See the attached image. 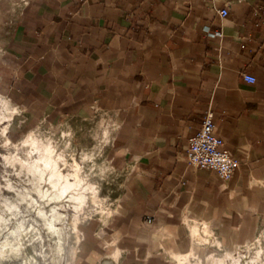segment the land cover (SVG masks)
Masks as SVG:
<instances>
[{
  "label": "crops",
  "instance_id": "obj_1",
  "mask_svg": "<svg viewBox=\"0 0 264 264\" xmlns=\"http://www.w3.org/2000/svg\"><path fill=\"white\" fill-rule=\"evenodd\" d=\"M19 5L0 35L9 103L32 109L24 121L107 125L114 208L89 228L104 230L90 236L93 262L178 264L204 241L249 242L264 222V0ZM208 108L240 162L228 180L186 158Z\"/></svg>",
  "mask_w": 264,
  "mask_h": 264
},
{
  "label": "rangeland",
  "instance_id": "obj_2",
  "mask_svg": "<svg viewBox=\"0 0 264 264\" xmlns=\"http://www.w3.org/2000/svg\"><path fill=\"white\" fill-rule=\"evenodd\" d=\"M21 0H0V35L8 29V25L15 18L20 7ZM1 41V37H0ZM2 59V49L0 42V63ZM0 95L5 96L3 86L1 84L0 72ZM7 98V97H6ZM8 100V99H7ZM9 102V101H8ZM1 104V109L6 116L0 122V197L9 199L19 204L17 210V217H12L6 224L0 239L10 232L21 230V226L33 227L39 234V243L36 250L30 245L24 252V264H45L43 254L44 248L49 249L52 257L50 264H97L91 259L89 253L90 236L101 238L104 236V230H89L93 223L105 222L107 219V211L113 210V196L115 193L111 191L114 186V174L109 170L108 164L103 158L102 148L104 146L103 130L107 127L103 120H82L77 118H61L59 120H45L43 122H34L33 118L29 121H24L26 113L31 114L32 109L24 112L21 108L8 104L7 110ZM10 118V119H9ZM9 119V121H8ZM27 120V119H26ZM8 124L6 137H8V144L5 143V137L1 135V128ZM29 133H34L42 140H50L53 144L64 151L65 157L72 162L74 158L81 165V174H87V179L95 183L98 198L101 199L103 211L97 208V203L89 197L84 207L80 210L69 206L68 199L61 201H48L43 199L40 194L33 190V185L27 175L20 173L19 168L8 163L5 155L14 149V145L18 144ZM28 145L23 147L22 151L28 149ZM82 152H88L90 155L86 159H82ZM70 166H64L66 171ZM10 184V186H8ZM28 187V188H27ZM31 189H30V188ZM28 189L30 196L36 198L38 203L35 207L27 206L19 200L20 189ZM30 198V197H29ZM1 201V200H0ZM41 207L50 216L56 208L58 212L62 213V217L54 222V235L45 227L46 216H41L38 213V207ZM26 205V206H25ZM33 207V208H32ZM2 208L0 202V210ZM106 212V213H105ZM80 213L76 221V228L74 227L75 215ZM56 236V237H55ZM260 239V243L257 240ZM215 241H206L194 253V261L198 260L202 264L207 261V254L215 253L218 256H224L225 253L231 252L236 255H243V260H248L252 257L256 248L260 245L264 247V222L260 226L253 238L234 249H228L220 245L216 247ZM221 244V243H220ZM250 246V248H247ZM41 249L43 250L41 252ZM36 256V259L33 257ZM230 262V259H226ZM7 264V263H5Z\"/></svg>",
  "mask_w": 264,
  "mask_h": 264
},
{
  "label": "bare ground",
  "instance_id": "obj_3",
  "mask_svg": "<svg viewBox=\"0 0 264 264\" xmlns=\"http://www.w3.org/2000/svg\"><path fill=\"white\" fill-rule=\"evenodd\" d=\"M1 104L8 108L9 102L6 97L0 95V122L8 116L3 113ZM7 108L5 109L7 110ZM7 129L8 124L1 128V135L5 137L6 144L10 143L8 137H6ZM27 145L29 148L22 151V148ZM89 155L88 152H82V159H86ZM4 157L8 163L19 168L20 173L29 177L33 190L40 194L43 199L48 201L68 199L69 206L80 210L84 207L88 198L92 197L93 201L97 203V208L103 211L102 201L98 198L95 183L87 179V174H81V165L74 158H72V162H69L65 157L64 151L50 140H42L34 133H29L18 144H15L14 149L9 151ZM63 165H69L70 168L65 171ZM27 188L25 190L20 189L19 200L22 203H26L27 206L35 207L38 200L33 198V195L30 196L31 194H29ZM0 200L2 205L0 210V230H3L12 217H17V210L20 206L18 203L3 197H0ZM38 213L41 216H46L45 227L54 235V222L62 217V213L55 208L52 214L47 216L41 204L38 207ZM110 213L111 210H108L107 215ZM79 215L80 213L75 215V228ZM1 233L0 231V235ZM260 242V239H258L257 243L259 244ZM217 243L218 246L221 245L220 242ZM27 245H30L33 250H36L37 246L40 245L39 234L31 226L25 227L22 225L21 230L5 235L0 239V264H24V252L27 249ZM41 248L45 249L44 252L41 249L45 264H50L52 257L49 249L45 248L44 244H41ZM247 248H250V246ZM194 254V252H190L185 255H178V264H202L198 260H193L195 258ZM33 259H36V256ZM226 259H230V262H227ZM205 264H264V247L259 245L255 254L248 260H243L241 253L236 255V253L227 252L224 256L209 253Z\"/></svg>",
  "mask_w": 264,
  "mask_h": 264
},
{
  "label": "built area",
  "instance_id": "obj_4",
  "mask_svg": "<svg viewBox=\"0 0 264 264\" xmlns=\"http://www.w3.org/2000/svg\"><path fill=\"white\" fill-rule=\"evenodd\" d=\"M228 8L220 10L221 15H227ZM218 32L213 34L217 35ZM245 80L254 83L256 77L245 73ZM224 140L216 133L214 112L211 108L206 110L200 129L189 137L186 158L189 164L213 170L224 180L231 178L240 162L228 150L223 148ZM148 222L152 218H147Z\"/></svg>",
  "mask_w": 264,
  "mask_h": 264
}]
</instances>
